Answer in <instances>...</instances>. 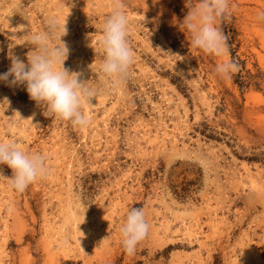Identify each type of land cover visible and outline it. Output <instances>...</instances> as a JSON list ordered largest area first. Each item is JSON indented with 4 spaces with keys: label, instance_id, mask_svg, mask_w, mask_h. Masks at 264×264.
Returning <instances> with one entry per match:
<instances>
[{
    "label": "rangeland",
    "instance_id": "obj_1",
    "mask_svg": "<svg viewBox=\"0 0 264 264\" xmlns=\"http://www.w3.org/2000/svg\"><path fill=\"white\" fill-rule=\"evenodd\" d=\"M66 2L64 67L100 91L80 127L43 115L24 84L0 81V140L48 166L22 192L0 180V264H264V0H230L229 76L214 70L225 57L189 43L184 0H120L134 62L111 87L96 37L114 0ZM22 6L0 0V73L9 52L27 63L33 46L15 42L28 25L67 13L62 0ZM0 173L12 170L0 163ZM129 207L149 224L132 253L118 231Z\"/></svg>",
    "mask_w": 264,
    "mask_h": 264
},
{
    "label": "clouds",
    "instance_id": "obj_2",
    "mask_svg": "<svg viewBox=\"0 0 264 264\" xmlns=\"http://www.w3.org/2000/svg\"><path fill=\"white\" fill-rule=\"evenodd\" d=\"M184 3L188 11L179 25L189 33L191 46L204 53L225 57L215 65L218 75L229 76L238 71L236 63L228 56L229 37L221 27L222 22L232 18L230 0H184ZM62 4L67 6L62 21L54 14H46L43 27L34 29L28 25V31L20 36L23 38L15 42L26 41L33 46L27 54V63L9 52L11 64L6 72L0 73V81H7L9 85L24 84L29 98L42 107L43 115L85 127L90 117L83 108L93 103L100 89L81 79L79 72L64 67L69 49L61 36L67 34L69 7L66 0H62ZM14 7L22 10V0H14ZM256 15L257 19L264 20V10ZM144 19L143 15L138 23ZM129 26L130 17L124 5L120 0H114L103 16L100 34L96 37L97 51L101 54L97 69L109 87L125 79L134 62ZM24 27L19 25V28ZM5 101L8 106L7 98L0 103ZM46 159L42 153L26 151L14 140H0V163L7 164L12 170L10 176L0 173V180L5 181L9 189L22 192L47 174ZM148 230L144 210L129 207L118 227L124 250L132 253Z\"/></svg>",
    "mask_w": 264,
    "mask_h": 264
},
{
    "label": "trees",
    "instance_id": "obj_3",
    "mask_svg": "<svg viewBox=\"0 0 264 264\" xmlns=\"http://www.w3.org/2000/svg\"><path fill=\"white\" fill-rule=\"evenodd\" d=\"M237 78H235L234 82L239 86V88L242 90L243 87H245L248 83V81L246 82L244 79L240 78V75H236ZM115 264H119V263H115Z\"/></svg>",
    "mask_w": 264,
    "mask_h": 264
}]
</instances>
